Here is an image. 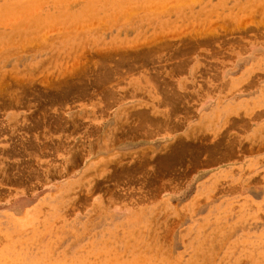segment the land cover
Masks as SVG:
<instances>
[{
    "label": "rangeland",
    "instance_id": "374dc122",
    "mask_svg": "<svg viewBox=\"0 0 264 264\" xmlns=\"http://www.w3.org/2000/svg\"><path fill=\"white\" fill-rule=\"evenodd\" d=\"M0 264H264V0H0Z\"/></svg>",
    "mask_w": 264,
    "mask_h": 264
},
{
    "label": "bare ground",
    "instance_id": "6f19581e",
    "mask_svg": "<svg viewBox=\"0 0 264 264\" xmlns=\"http://www.w3.org/2000/svg\"><path fill=\"white\" fill-rule=\"evenodd\" d=\"M253 112V111H252Z\"/></svg>",
    "mask_w": 264,
    "mask_h": 264
}]
</instances>
